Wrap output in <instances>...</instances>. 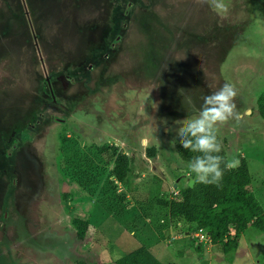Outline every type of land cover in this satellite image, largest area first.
<instances>
[{
	"label": "rangeland",
	"instance_id": "obj_1",
	"mask_svg": "<svg viewBox=\"0 0 264 264\" xmlns=\"http://www.w3.org/2000/svg\"><path fill=\"white\" fill-rule=\"evenodd\" d=\"M222 3L226 11L213 0H0V264H115L141 248L161 264H264L257 228L226 253L157 206L193 178L175 121L196 114L178 90L199 107L229 82L242 119L218 132L231 160H247L264 211V0ZM105 144L131 158L116 183L123 202L93 151ZM75 164L98 169L99 184L77 187ZM76 217L90 224L82 240Z\"/></svg>",
	"mask_w": 264,
	"mask_h": 264
},
{
	"label": "trees",
	"instance_id": "obj_2",
	"mask_svg": "<svg viewBox=\"0 0 264 264\" xmlns=\"http://www.w3.org/2000/svg\"><path fill=\"white\" fill-rule=\"evenodd\" d=\"M257 108L264 120V91L258 98ZM217 137L223 145L218 155L224 158V162L230 161L225 142L219 132H217ZM176 149L179 157L187 163L198 155V153L184 149L178 138H176ZM93 151L98 157L104 159L106 165L112 166L108 177L109 184L113 192L120 194L119 201H125L126 198L121 195L116 183L126 182L131 172V158L116 145L94 146ZM75 153L78 155L80 152L77 150ZM148 154L150 157H155L156 149H149ZM239 161V165L232 170L224 169V163L221 164L224 176L219 186L195 182L193 188H190L188 184H184L179 197L166 200L162 194L157 200V206L168 212L171 223L191 226L193 233L203 232L212 241L223 245L226 253L236 251L241 235L250 226L264 232V211L249 191L252 179L248 162L245 158H240ZM77 164H75L77 168L68 170L69 176L78 179L77 187L85 190V188L99 184L98 169L94 170L93 166L89 165L88 169L81 170ZM102 171L107 172L105 169ZM68 199L69 195H63L64 201ZM73 225L77 229L78 238L82 240L90 226L88 220L76 217L73 219ZM233 230L234 235H232ZM188 235L191 236V232H188ZM199 245L202 246V244ZM115 264L161 263L150 250L141 248L125 255Z\"/></svg>",
	"mask_w": 264,
	"mask_h": 264
},
{
	"label": "clouds",
	"instance_id": "obj_3",
	"mask_svg": "<svg viewBox=\"0 0 264 264\" xmlns=\"http://www.w3.org/2000/svg\"><path fill=\"white\" fill-rule=\"evenodd\" d=\"M213 6L218 11H226L222 0H213ZM237 94L235 86L225 82L218 91L203 96L202 103L197 107L191 97L185 96V89L178 90V95L182 97V106L190 113L196 114L194 119L175 121L180 125L176 129V135L181 146L192 153H198L188 165L189 175L195 182L219 186L224 169L232 170L240 163L237 159L224 162V158L218 155L223 145L217 137L220 126L242 119V113L237 109L235 102ZM162 121L166 126L165 131L169 132L167 120ZM222 163L224 169L221 168Z\"/></svg>",
	"mask_w": 264,
	"mask_h": 264
},
{
	"label": "built area",
	"instance_id": "obj_4",
	"mask_svg": "<svg viewBox=\"0 0 264 264\" xmlns=\"http://www.w3.org/2000/svg\"><path fill=\"white\" fill-rule=\"evenodd\" d=\"M176 195V194H175ZM232 235H234L232 233ZM194 240H198L199 243H208L210 241V238L205 235L203 232H197L191 235Z\"/></svg>",
	"mask_w": 264,
	"mask_h": 264
},
{
	"label": "water",
	"instance_id": "obj_5",
	"mask_svg": "<svg viewBox=\"0 0 264 264\" xmlns=\"http://www.w3.org/2000/svg\"><path fill=\"white\" fill-rule=\"evenodd\" d=\"M185 183H187V180H185ZM194 184H195V180H194L193 178L190 179L189 182H188V186H189L190 188H193ZM176 186H177V185H176Z\"/></svg>",
	"mask_w": 264,
	"mask_h": 264
},
{
	"label": "crops",
	"instance_id": "obj_6",
	"mask_svg": "<svg viewBox=\"0 0 264 264\" xmlns=\"http://www.w3.org/2000/svg\"><path fill=\"white\" fill-rule=\"evenodd\" d=\"M179 178H180V177H179ZM185 180H187V179H186V178H183V179L180 180V182H181V181L185 182ZM177 181H178V180H177ZM183 186H184V185H183ZM234 252H235V254H238V253H239L238 249H237V251H234ZM232 253H233V252H232ZM246 255L249 256V252L246 251Z\"/></svg>",
	"mask_w": 264,
	"mask_h": 264
}]
</instances>
